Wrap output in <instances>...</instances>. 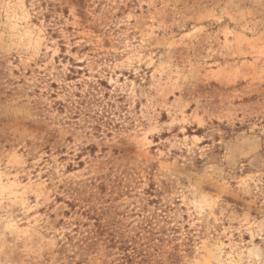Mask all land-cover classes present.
Returning <instances> with one entry per match:
<instances>
[{
	"label": "rangeland",
	"instance_id": "rangeland-1",
	"mask_svg": "<svg viewBox=\"0 0 264 264\" xmlns=\"http://www.w3.org/2000/svg\"><path fill=\"white\" fill-rule=\"evenodd\" d=\"M73 199L264 264V0H0V264H67Z\"/></svg>",
	"mask_w": 264,
	"mask_h": 264
},
{
	"label": "trees",
	"instance_id": "trees-1",
	"mask_svg": "<svg viewBox=\"0 0 264 264\" xmlns=\"http://www.w3.org/2000/svg\"><path fill=\"white\" fill-rule=\"evenodd\" d=\"M84 204L85 201L75 199L65 202V219L59 221L68 230L59 240L60 251L70 253L67 264H152L148 250L157 247L148 235L145 239L138 237L142 231L149 234L151 222L124 228L115 219L99 220ZM90 221L92 226L88 228Z\"/></svg>",
	"mask_w": 264,
	"mask_h": 264
}]
</instances>
